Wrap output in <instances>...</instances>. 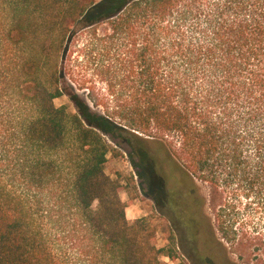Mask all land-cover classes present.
<instances>
[{"label":"trees","instance_id":"1","mask_svg":"<svg viewBox=\"0 0 264 264\" xmlns=\"http://www.w3.org/2000/svg\"><path fill=\"white\" fill-rule=\"evenodd\" d=\"M147 143L206 186L220 243L261 260L264 0H0V264L177 260L105 174Z\"/></svg>","mask_w":264,"mask_h":264},{"label":"rangeland","instance_id":"2","mask_svg":"<svg viewBox=\"0 0 264 264\" xmlns=\"http://www.w3.org/2000/svg\"><path fill=\"white\" fill-rule=\"evenodd\" d=\"M75 55L73 62H83L81 56ZM104 88L103 84L97 85L98 90ZM78 94L85 98L88 91L85 88ZM54 103L56 106L67 104V99ZM88 103L94 111L100 112ZM143 149L156 158V163H152L149 156L142 162L132 161L126 149L116 148L115 155L108 158L105 174L123 188L119 196L127 206V221L145 219L155 230L157 248L176 247L177 260L162 257L164 264H264V255L257 262L239 261L224 242L220 243L214 216L206 206L202 207L203 200L207 199L205 185L192 183L167 159L161 145L147 143ZM239 215L245 216L242 211Z\"/></svg>","mask_w":264,"mask_h":264},{"label":"water","instance_id":"3","mask_svg":"<svg viewBox=\"0 0 264 264\" xmlns=\"http://www.w3.org/2000/svg\"><path fill=\"white\" fill-rule=\"evenodd\" d=\"M136 134V133H135Z\"/></svg>","mask_w":264,"mask_h":264}]
</instances>
